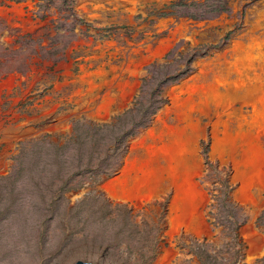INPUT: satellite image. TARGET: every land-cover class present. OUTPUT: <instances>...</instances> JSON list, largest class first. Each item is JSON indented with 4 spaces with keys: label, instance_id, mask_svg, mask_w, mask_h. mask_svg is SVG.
Segmentation results:
<instances>
[{
    "label": "rangeland",
    "instance_id": "rangeland-1",
    "mask_svg": "<svg viewBox=\"0 0 264 264\" xmlns=\"http://www.w3.org/2000/svg\"><path fill=\"white\" fill-rule=\"evenodd\" d=\"M117 1L87 0L84 9L80 0H0V164L6 162L0 169V264H157L171 246L165 234L169 194L159 200L160 209L149 210L150 203L136 209L135 201L113 202L99 187L126 167L129 155H143L128 143L168 104L166 90L186 79L198 60L214 58L248 32L251 10L263 0H153L137 5L135 23L125 12L130 5ZM170 17L175 22L160 32L159 20ZM181 20L190 22L187 36L141 65L136 82L128 81V89L137 90L121 111L94 118L92 106L102 93L89 109L81 108L77 81L91 72L85 64L97 63L88 61L92 54L84 53L79 37L94 43L114 36L126 47L139 44L148 56L145 48L155 50ZM50 105L56 108L48 114ZM62 116L70 131L55 128ZM27 126L37 132L11 148L5 131ZM203 146L208 155L210 144ZM208 157L210 169L199 179L211 198L206 210L215 235L191 242L176 237L178 253L170 264H251L245 262L242 209L232 200L229 172L216 173ZM257 222L264 226V213ZM254 264H264V256Z\"/></svg>",
    "mask_w": 264,
    "mask_h": 264
},
{
    "label": "bare ground",
    "instance_id": "bare-ground-1",
    "mask_svg": "<svg viewBox=\"0 0 264 264\" xmlns=\"http://www.w3.org/2000/svg\"><path fill=\"white\" fill-rule=\"evenodd\" d=\"M85 1L79 2L84 9ZM137 9L133 1L125 8L129 22L135 23ZM15 11L22 14L21 8ZM251 13L255 20L248 32L227 48L216 51L214 58L198 60L195 70L186 79L166 90L164 96L168 104L155 115L147 129L128 143L130 150L142 151L143 155L134 158L129 155L126 167L99 187L113 202L135 201L136 209L148 203L149 210L160 209L159 200L170 195L165 234L171 246L157 264H170L176 257L178 250L172 243L176 237L186 235L187 242L213 240L215 232L206 210L211 198L199 179L205 168L210 169L205 164L207 156L216 173L229 172L231 185L235 187L231 196L242 209L239 235L245 243V262L254 264L257 258L264 256V226L257 222L264 213V0ZM174 22L171 17L159 20V31H165ZM216 24L219 22L211 23ZM189 29L190 22L181 20L155 50L145 48L149 55L141 58L139 66L152 58H162L178 38L187 36ZM199 33L198 30L193 32L191 40L195 43ZM229 56L233 59L229 60ZM141 71L129 73L137 78ZM129 82L121 86L124 92L119 98L124 100L123 105L115 108L114 97L108 94L100 105H93L95 95L81 108L89 109L93 105L94 118H110L117 109L121 111L136 92L138 86L129 90ZM98 89L93 83L90 91ZM55 108L56 105H50L45 112L50 114ZM20 128L5 131V141L11 148L22 136L37 132L32 127ZM55 128L71 130L64 116ZM204 142L210 144L208 155ZM6 155L5 152L3 157ZM2 165L6 162L0 164V169Z\"/></svg>",
    "mask_w": 264,
    "mask_h": 264
},
{
    "label": "crops",
    "instance_id": "crops-1",
    "mask_svg": "<svg viewBox=\"0 0 264 264\" xmlns=\"http://www.w3.org/2000/svg\"><path fill=\"white\" fill-rule=\"evenodd\" d=\"M93 1H97V0H93ZM125 1L129 5H130V1L136 2L137 5H140L145 3L147 4L149 3V1L151 2L153 0H125ZM117 2L119 4L121 3L119 0ZM101 8L103 7L97 6L96 10H101ZM117 40L118 39L115 38L114 36H110L109 38H106L101 41H95L94 43L91 42V39L87 41V38H85L84 36H81L77 39V42L84 50V53L86 52L85 54H90V55L92 54V56L88 58V61L91 62L92 60H94L97 63L96 67H93V65L85 64L83 70H90L91 72L89 73L88 71L87 72L84 71V76H85L84 79L80 78L77 81L78 85L80 86L79 90L83 92V96L81 95L82 96L81 98L75 96V100L78 99L81 100L85 104V106L89 104L90 100L95 95H96L95 100H99V95L102 93V95L104 96L102 97L100 103L98 104L100 105L103 101H105L106 97L109 94L114 97V101H115L114 105L115 108H117L118 105H122L124 102V100L119 98V95L122 92H124V90H122L121 88L122 86L121 83L122 82L124 83L129 80L131 81V83L136 81V78L131 79L130 77H128L127 73H129L128 70L141 69L140 67L141 65L139 66V64L141 58L145 55V53L143 52L144 49H142V47L137 43H134L132 45H129V47H126L122 44H118ZM105 49H110L109 50L110 53H108L109 56L108 59L102 58ZM66 69H67L66 73L67 75H69L70 74L69 66H66ZM121 75L125 76V78L120 80L122 81L120 83L118 78ZM93 83L98 84L99 89L96 92L90 91L91 85ZM84 84H87V87L82 90V86ZM78 91L76 92V95H78ZM28 127L29 126H27L26 128ZM135 156L136 155H132L133 158ZM138 156L141 157V155ZM163 163L166 164V160H163ZM169 200L170 199L167 200L168 201V204L166 205L167 207L169 206V202H170ZM163 206H165V203L163 204Z\"/></svg>",
    "mask_w": 264,
    "mask_h": 264
},
{
    "label": "water",
    "instance_id": "water-1",
    "mask_svg": "<svg viewBox=\"0 0 264 264\" xmlns=\"http://www.w3.org/2000/svg\"><path fill=\"white\" fill-rule=\"evenodd\" d=\"M73 264H95V263L78 259V260L74 261Z\"/></svg>",
    "mask_w": 264,
    "mask_h": 264
}]
</instances>
